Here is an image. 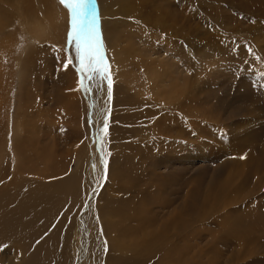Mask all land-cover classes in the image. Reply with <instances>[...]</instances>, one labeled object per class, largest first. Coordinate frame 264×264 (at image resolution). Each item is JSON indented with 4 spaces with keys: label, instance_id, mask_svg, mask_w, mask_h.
Wrapping results in <instances>:
<instances>
[{
    "label": "rangeland",
    "instance_id": "rangeland-1",
    "mask_svg": "<svg viewBox=\"0 0 264 264\" xmlns=\"http://www.w3.org/2000/svg\"><path fill=\"white\" fill-rule=\"evenodd\" d=\"M145 1L134 0L140 18ZM14 2L0 0V189L15 175L34 188L57 187L56 214L53 203L44 206L50 219L35 239L49 238L51 254L59 249L72 258L78 216L60 207L65 197L73 203L74 189L78 212L90 196L89 243L100 239L104 264H160L159 240L149 251L138 244L153 230L179 249L168 264H264V0H158L166 13H155L160 29L154 16L146 26L122 16L105 26L95 0L102 39L112 32L127 57L114 70L107 109L104 90L80 89L74 46L67 33L55 38L59 26L45 23L54 13L39 4L20 10L21 0ZM68 56L73 64L65 70ZM170 85L183 88L181 109L174 93L164 95ZM101 110L107 135L95 122ZM126 221L138 227L136 236H119ZM111 240L138 244L132 258H118L128 255L113 243L105 247Z\"/></svg>",
    "mask_w": 264,
    "mask_h": 264
},
{
    "label": "bare ground",
    "instance_id": "bare-ground-1",
    "mask_svg": "<svg viewBox=\"0 0 264 264\" xmlns=\"http://www.w3.org/2000/svg\"><path fill=\"white\" fill-rule=\"evenodd\" d=\"M13 1H15L14 3H16V1L18 2V0H13ZM156 1H158V0H151V5L153 7V10L149 9L150 6H149L148 0H146L143 3V6H147V10L145 13L146 18H140L141 16L140 17L136 16V12H135L136 10H134V8H135L134 7L135 6L134 0L132 3H131V0H98V8H99V13H100L101 17L103 18L102 21H104L105 26L110 21H114L115 23H118V21L121 20L120 16H122V17H126V18L132 17L136 20L133 22L130 21L133 23V25L135 23H142L143 26L147 25L146 21L149 24L153 18H156V21H155L156 23H153L154 24L153 26L160 29L161 26L159 25L157 14L160 13V14H162V16L165 17L166 13L162 12L163 10L161 8H158L157 4L155 3ZM19 4H21L20 10H22L25 7L38 6V4H39L40 6H43L47 12L54 13L53 15H50V13H47V15H46L47 21L45 23L50 28H54V29L56 28L55 30H58L57 26H59L58 34H60V35H57V37L55 36V38H57L58 40L61 39V41L64 40V37L67 35L66 33L68 32V29H69V22H67L68 25L66 26V19H67L66 14L67 13H65L63 6L59 4L58 0H21V3L19 2ZM137 11H140V9H137ZM155 13H157V14H155ZM61 15H62V17H61L62 21H60V19H59V17ZM116 18H118V21ZM65 30H67V32ZM112 30H114V28H112ZM165 30L168 31V29H161V31H163V32H166ZM107 35L105 37V42H104V44H106L105 49L107 50L106 56L109 59V63L111 65V77L115 79V78H117V75H118V74L114 73L115 68L123 67L126 64L127 57L124 55L123 49H119L120 48L119 44L116 41V37H114V35H112V32L110 35L109 34H107ZM3 36L6 40H8V37L6 35H3ZM158 70H162V69H158ZM156 74H157V72H156ZM163 74H165V73H163ZM154 82H156V81L154 80ZM174 84L175 83H173V85ZM173 85L169 86V89H168L169 91L164 93V95L170 94V92L174 93L175 94L174 97H171L172 100L171 99L170 100L173 101L172 103H175V105H177L178 109H181L180 108L181 107L180 98L183 95V93H182L183 88L181 86L177 85L176 90H171V87ZM116 88L119 89L118 86ZM76 90H77V86H76ZM103 90L106 94L107 92L105 91V89H103ZM112 96H113V94H112ZM167 98H169V97H167ZM176 101H177V103H176ZM109 102H110V100H108V104L106 102L105 109H107L109 107ZM95 122L99 123L98 125L100 128L101 127V121L99 119H97ZM13 148H14L17 156L21 157V145L17 142V143H15ZM33 172H34L33 174H35V173L40 174V168L38 170H34ZM4 173H5V171L1 172V174H4ZM1 174H0V180H1ZM81 176H82V172H80L79 176H77V175L74 176V178L75 177L79 178L78 183H79V180L81 179ZM23 179H25V178L24 177L21 178L20 176L15 175V177L13 178V180L9 186H6L4 189H0V245H4V244L9 245V247L6 248V250H4L3 254L0 251V264H16V261L18 260L19 256H21V264H54L53 263L54 259L55 260L66 259V263L68 261L67 264H104L103 263V258H104L103 250H106V249L102 248V244H101L102 242L100 241V239H98V238L94 239L93 241L95 243H93V244L89 243L88 225L90 223L94 224L93 220L90 221L91 219H90V215H89V209H90L89 206L92 203L90 200V196H89L88 202L86 204H84L82 208H81L82 204L80 205V208H81L80 210H82V211L78 212L77 209L76 208L73 209V207L75 206V203H77V201L79 200V198H78L79 194L75 193L74 189L73 190L70 189L69 196H72L73 203L69 197H65L63 200L64 204L60 207L62 209L63 207L66 206V211L72 212V210H73L75 212L74 213L75 216H78V219L76 220V223L74 226V231L72 233V236L74 238H78V243H77L78 245L75 246L76 248L74 247V252H72V254H71L72 258L68 260L65 257V255H62V254L58 255L59 249H57L56 253L51 254L50 249H52V248H50L51 241L49 240V238L46 240H43L41 242L35 239V236H37L40 233V228L50 219L49 213L44 212L43 208L46 204L53 203L55 205V199H57L59 197L57 187L54 185L51 187L39 185L38 188H34L33 186H31V184H32L31 180H29V179L23 180ZM71 182H72V180H68L67 181L68 185H70ZM74 185H75V183H74ZM75 187H76V185H75ZM78 190L80 192V187H78ZM27 203L30 205L27 206ZM30 207L32 208V212L30 214L25 213V211ZM56 208L57 207L55 205L54 215L56 214ZM251 212H253V211H251ZM70 213L69 214L66 213L64 216L67 217L68 215H70ZM54 215H53V217H54ZM118 216L122 217L121 215H118ZM250 217H252V215ZM253 217H254V215H253ZM121 220H122V218H121ZM67 221H68V218L64 221V223L61 222V227L63 229H66L67 224L71 223V219L69 220L68 223H67ZM253 221H255V220H253ZM129 223H130L129 221H126L124 223H121L122 225L121 224L119 226L117 225L118 228L120 229L118 231V232H120L119 236L124 235V234H128L131 237H133V236H136L138 232H140L138 230L137 226H130ZM251 223H253V222H251ZM37 224H38V226H37ZM105 226H107V225H104V227ZM117 226H116V228H113V226H112L111 231H112V229H115V232H117ZM142 226H143V222H142ZM165 227H166V225H165ZM107 228H108V226H107ZM31 231L34 232V235L31 234ZM105 231H107V230L105 229ZM142 232H143V230H142ZM243 232H245V233H240L239 236L242 235V237L244 239L245 235L247 236V233H249V227L247 229L244 228ZM155 233H157V236H155ZM99 234L100 233H97V236H99ZM117 236L118 235L116 234L115 239L118 238ZM239 236L237 235V237H239ZM164 237L165 236L161 231H159V233L156 232L155 230L148 232V233H146V231H144L142 233L143 241L138 243V244H140V249H143L144 251H149L150 249H153V247H157L156 242L159 240L160 245L158 247H160V249L158 250L157 254H158L159 259H160V264H168L171 257L175 258L177 256H180L179 249H176V247H174V246H168L167 245L168 240L166 241V243H164V240H165ZM94 238H96V235ZM246 239H247V237H246ZM44 243H46V244H44ZM111 243L114 244L113 247L119 253H123V254L128 255V256H124V255H120L118 253L115 254V255H117L118 258H121V256H122L123 260H125L128 257L131 259L133 254L135 253V248L138 245V244H135L134 242H130V244L128 246L124 247L123 244H121L118 241L116 242L114 240H111L109 244H107V245L104 244V245H105V247H108ZM21 251H27V253L25 255H21ZM153 256H154V254H153ZM104 259H106V258H104ZM117 262H118V260H117ZM173 263L179 264V262H173Z\"/></svg>",
    "mask_w": 264,
    "mask_h": 264
},
{
    "label": "snow or ice",
    "instance_id": "snow-or-ice-1",
    "mask_svg": "<svg viewBox=\"0 0 264 264\" xmlns=\"http://www.w3.org/2000/svg\"><path fill=\"white\" fill-rule=\"evenodd\" d=\"M58 2L69 13L67 43L75 48V60L78 61L76 71L79 76L80 89L84 92H91L93 88L103 91L106 83L107 97L110 100L113 88L111 65L106 57L105 44L95 9V0H58ZM71 64H73V58L68 56L63 64L64 69L67 70ZM98 119L101 121L102 135H107L109 121L103 110H101ZM101 163L104 165L106 175L108 161L104 159L103 155L101 156ZM8 247L7 244L0 245V251Z\"/></svg>",
    "mask_w": 264,
    "mask_h": 264
}]
</instances>
